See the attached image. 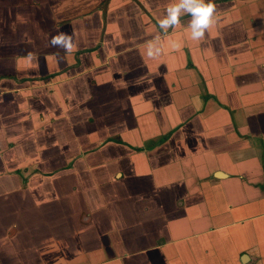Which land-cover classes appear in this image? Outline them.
Segmentation results:
<instances>
[{
	"label": "crops",
	"instance_id": "obj_1",
	"mask_svg": "<svg viewBox=\"0 0 264 264\" xmlns=\"http://www.w3.org/2000/svg\"><path fill=\"white\" fill-rule=\"evenodd\" d=\"M175 2L0 0V264H264V0Z\"/></svg>",
	"mask_w": 264,
	"mask_h": 264
},
{
	"label": "clouds",
	"instance_id": "obj_2",
	"mask_svg": "<svg viewBox=\"0 0 264 264\" xmlns=\"http://www.w3.org/2000/svg\"><path fill=\"white\" fill-rule=\"evenodd\" d=\"M216 5L214 0H176L166 9V14L158 20L159 28L166 34L169 29L181 23V17L188 15L191 17L188 27L190 28L191 38L193 40H202L207 30L215 22ZM53 47H62L65 50L71 49V37L61 33L54 36L51 41ZM182 45L177 43L175 47L179 49ZM159 46V37H155L148 42L147 55L154 57L161 52Z\"/></svg>",
	"mask_w": 264,
	"mask_h": 264
}]
</instances>
